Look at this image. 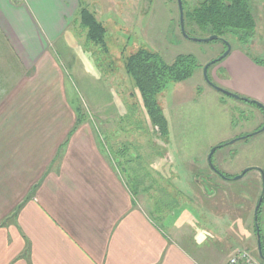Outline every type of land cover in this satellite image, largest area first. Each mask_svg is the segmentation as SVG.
<instances>
[{"label":"rangeland","instance_id":"374dc122","mask_svg":"<svg viewBox=\"0 0 264 264\" xmlns=\"http://www.w3.org/2000/svg\"><path fill=\"white\" fill-rule=\"evenodd\" d=\"M85 1L81 0L82 3ZM89 1V9L92 7L105 14L104 22L101 13H95L106 28L109 26L106 35L108 50L88 40V29L80 21L81 8L71 20L72 31L67 32L63 42L56 45L57 53L53 50L59 72L55 73L54 67L48 65L44 68V78L41 73L34 78L36 68L26 70L23 66L14 65V57L0 45L1 108L15 88L32 92L29 98L21 97L19 101L17 97L15 100L16 105L17 101L20 102L21 108L16 112L20 120L38 124L34 125L38 130L31 132L32 140L36 139L31 143L34 149L40 147V141L47 137L59 138V133L64 132L58 129L60 124L67 121L66 116L71 118V123L78 115L72 108H80L81 116L94 128L97 137L105 139L108 154L113 156L136 199L149 207L148 211L154 219H158L160 213L173 217L171 213L177 211L174 209L177 204H196L199 225L208 224L209 248L220 246L222 249V246L227 247V243L235 246L241 238L240 230L238 226L230 230L227 228V223L231 221L223 212L222 199L231 203L238 198L239 191L251 192L255 187L252 179L255 175L256 183L264 193V131L257 132L264 126V117L259 107L223 94L208 81L204 69L225 53L226 45L219 39L194 40L211 36L210 29L203 31L188 17L189 11L204 0H182L185 31L191 39L181 29L177 0H141L140 7L133 0H121L122 3L119 0L118 9L111 7L114 0ZM250 7L257 27L249 43L243 46L230 34H226L224 39L231 44L235 55L243 52L255 62H262L264 0H250ZM107 21H111L108 26ZM140 48L159 52L169 63L179 55H194L198 62L191 78L171 82L158 95L159 106L169 122V136L163 137L153 126L144 109L141 94L125 69L126 58ZM222 62L212 64L207 75L213 84L224 89L225 79L231 76L221 68ZM57 73H62L64 77V96L71 107L69 115L62 116L59 110L64 98L61 90L55 88ZM29 82L31 88L27 90ZM236 94L251 98L241 91ZM3 111L2 115L5 113L6 118L16 116L12 110H6L11 113ZM53 123V130H45ZM22 124L23 127L31 125L27 122ZM220 143L226 145L212 157L213 164L220 170L237 176L241 173L237 174L236 170L255 168L251 171H254L253 174L243 175L244 178L232 177L234 182L228 194L220 189L213 191L212 186L209 188L211 181L224 183L208 161L212 149ZM43 149L37 148L39 151ZM57 164L53 163V168ZM259 223L264 240V208H261ZM239 251L249 253L264 264L258 250ZM236 253L224 254L222 258L230 264Z\"/></svg>","mask_w":264,"mask_h":264},{"label":"crops","instance_id":"0c3cea01","mask_svg":"<svg viewBox=\"0 0 264 264\" xmlns=\"http://www.w3.org/2000/svg\"><path fill=\"white\" fill-rule=\"evenodd\" d=\"M112 2L110 6L118 9L119 0ZM132 2L141 5V0ZM90 4L89 0H0L1 49L14 57V65L26 70L36 68L34 78L38 73L44 78L48 65L59 72L53 50L72 31L71 20L79 9ZM90 10L106 19L101 10ZM97 19L100 21V17ZM219 62L231 76L225 79L224 89L235 94L244 92L264 105L263 65L246 53L235 55L233 51ZM55 82L64 98L59 107L61 115H69L71 107L64 96L62 73L56 74ZM26 86L30 90L31 83ZM17 88L8 94L6 105L0 106V264H227L224 254L241 249L259 253L254 229L256 208L264 197L256 175L251 192L239 191L231 203L222 199L223 212L231 221L227 228L238 226L240 241L235 246L227 243L222 249L209 248L208 224L199 225L197 205L177 204L173 217L160 213L157 217L162 222L154 219L108 154L105 139L97 137L86 121L79 123L76 116L70 123L71 118L66 116L67 121L58 127L67 131L66 139L61 132L59 138L47 137L40 141V147L32 148L36 139L32 140L31 132L38 130V124L26 121L31 125L23 127L26 122L16 114L21 108L20 98H29L32 92ZM6 110L16 116L6 118L5 113L2 115V111L10 112ZM53 126L45 130H53ZM53 163L58 164L53 168ZM245 168L236 173L246 171L244 176L251 175L255 169ZM222 172L228 178L217 175L224 183L211 181L209 188L228 194L236 174ZM261 205L263 209V200Z\"/></svg>","mask_w":264,"mask_h":264},{"label":"trees","instance_id":"16d2710c","mask_svg":"<svg viewBox=\"0 0 264 264\" xmlns=\"http://www.w3.org/2000/svg\"><path fill=\"white\" fill-rule=\"evenodd\" d=\"M79 15L81 25L88 29V40L107 50V30L98 21L94 12L87 7H83ZM188 15L189 19L199 25L203 31H209L210 29V34L217 35L221 41L225 40L224 36L226 34H230L236 37L243 45H247L256 32V19L251 11L250 0H204L196 8L194 7L190 10ZM263 62L257 63L263 65ZM197 68L198 62L194 55H179L172 63H169L159 52L147 48H140L126 58V72L131 76L136 88L139 90L144 109L153 126L159 130L163 137L168 136L169 124L162 108L159 106L158 95L171 82H183L191 78ZM240 97L241 100L246 101L242 96ZM246 102L259 107L264 114V108L255 104L252 99H248ZM80 113L78 111L77 122L82 123L85 121V118ZM224 145L226 144L220 143L215 146L216 151ZM214 167L218 170V173L223 174L220 168L216 165ZM213 170L216 171L214 168ZM250 170L248 169L247 173ZM226 176L228 178V175ZM262 197H264V193ZM261 208L262 205L258 210V219L255 226L256 232L257 225L260 227L259 216ZM260 238L263 252L261 256L264 263V241L261 227Z\"/></svg>","mask_w":264,"mask_h":264},{"label":"water","instance_id":"95a60500","mask_svg":"<svg viewBox=\"0 0 264 264\" xmlns=\"http://www.w3.org/2000/svg\"><path fill=\"white\" fill-rule=\"evenodd\" d=\"M177 1H178V4H179V10H180V25H181V29H182L183 33L186 35V37H188V38L191 39V37H190L189 35H187V33H186V31H185V26H184V9H183V1H182V0H177ZM216 39H218V36H217V35H211L210 37L205 38V39H194V40H200V41H213V40H216ZM223 42H224V44H225L226 47H227L225 53H223V55H221V57H219L217 60L212 61L211 63H209V64L205 67V69H204V70H205V75H206L208 81L211 83V85H212L213 87H215L217 90H219L220 92H222L223 94H226V95H228V96H231V97H234V98H237V99H241V97H240L238 94L232 93V92H230V91H228V90L222 89V88L218 87L217 85L213 84V83L209 80L208 75H207L208 68H209L212 64H215L216 62L223 60V59L226 58V57L230 54V52H231V44H230L227 40H223ZM244 99H245L246 101L248 100V99H246V98H244ZM253 102H254L255 104L259 105L260 107H263V108H264V105H263L262 103H260V102H258V101H256V100H254ZM262 131H264V126L260 129V131H257V132L260 133V132H262ZM215 151H216V147H214V148L212 149L211 155L208 157V160H209V162H210V164H211V167H213L216 171H218V170L214 167L213 162H212V156H213V154L215 153ZM245 172H246V171H243V173H242L241 175H237L235 178H236V179L241 178V177L244 175ZM222 176L225 177V178H227L224 174H222ZM262 177H263V180H264V172H263V171H262ZM262 200H263V198H261L260 201H259V204H258V206H257V208H256V214H258V210H259V208H260V205H261ZM257 235H258L259 254H260V255H263V252H262V244H261V239H260V228H259V225H257Z\"/></svg>","mask_w":264,"mask_h":264},{"label":"built area","instance_id":"2783aa9c","mask_svg":"<svg viewBox=\"0 0 264 264\" xmlns=\"http://www.w3.org/2000/svg\"><path fill=\"white\" fill-rule=\"evenodd\" d=\"M243 262L245 264H260L256 259H254L249 253L245 251H238L236 255H234L230 259V264H239Z\"/></svg>","mask_w":264,"mask_h":264}]
</instances>
